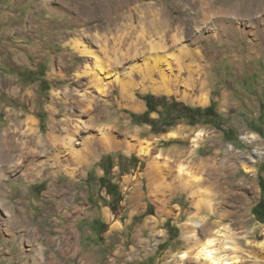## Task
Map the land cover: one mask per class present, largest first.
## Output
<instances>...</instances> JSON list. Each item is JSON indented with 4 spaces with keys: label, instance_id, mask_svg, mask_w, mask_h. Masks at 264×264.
<instances>
[{
    "label": "rangeland",
    "instance_id": "obj_1",
    "mask_svg": "<svg viewBox=\"0 0 264 264\" xmlns=\"http://www.w3.org/2000/svg\"><path fill=\"white\" fill-rule=\"evenodd\" d=\"M94 1L90 3L94 5ZM76 2L0 0V79L15 86L14 90L0 86V131L9 125L8 116L14 112V117L24 120L29 114L35 115L40 120L41 132L47 135L53 108L56 121L70 113L73 99L67 96V90L74 93L89 86V79L77 72L91 58L79 53L73 43L79 36L95 38L97 32L103 36L110 32L113 42L118 29L114 26L108 33L100 29L99 25L106 22L105 16L76 20ZM140 2L166 6L173 22L184 20L188 30L185 41L191 48L200 49L204 55L201 63L209 62L210 67L211 79L206 90H193L191 94L207 92L208 102L200 104L184 99L182 92L136 89L134 97L144 108L133 110L125 106L114 85L110 96L100 99L91 126L113 127L119 147L109 150L97 147L81 168L72 164L77 168L75 176L58 169L36 177L8 173L9 179L1 186L10 192L0 191V198H7L6 202L0 200V204L8 203V209L0 205V264H179L180 252L188 248L183 236L190 208L187 195L166 191V198L171 199L167 209L178 212L177 206L181 204L183 219L162 211V203L149 190L144 174L146 159L135 150L126 151L125 144L127 141L135 145L158 144L155 152L173 148L190 150L198 130L207 136L200 141L195 156L204 158L221 151L219 166L226 169L230 165L235 172L224 185L243 199L233 205L246 207L247 211L245 227L234 228L241 239V249L223 251L229 258L225 263L264 264V250H252L247 241H242L250 240L254 246L264 241V213L258 216L254 211L258 202L264 200V0ZM131 4L125 8L128 12ZM223 16L250 17L252 24L248 27L240 22L236 24L238 28L218 32L213 26L196 41L189 36L199 20ZM99 48L103 52L101 47L96 49ZM17 55L23 62L15 60ZM184 88L181 85L180 91ZM147 94L155 96L157 106L149 114L144 98ZM224 96L228 104H223ZM179 103L202 108L212 105L213 110L194 122L185 116ZM85 120L88 123V116ZM181 127L182 138L168 137L170 131ZM56 134L62 136L63 129ZM252 134L258 140L251 139ZM232 149L240 154L238 158L228 154ZM244 165L254 169L247 175V182ZM172 170L175 172L176 166ZM52 182L56 186L51 189ZM136 191L141 193L138 198L134 197ZM227 209L235 208L228 205ZM155 220L159 225L153 229Z\"/></svg>",
    "mask_w": 264,
    "mask_h": 264
},
{
    "label": "bare ground",
    "instance_id": "obj_2",
    "mask_svg": "<svg viewBox=\"0 0 264 264\" xmlns=\"http://www.w3.org/2000/svg\"><path fill=\"white\" fill-rule=\"evenodd\" d=\"M76 1V20L85 16H105L106 22L102 24L103 27L99 25V28L106 29L108 33L116 26L118 30L112 38L114 41L110 38V32L104 36L97 32L94 34L95 38H76L73 43L76 50L91 58L77 72L80 77L89 79V86L77 89L74 93L67 90V96L73 99L70 103V113L66 118L56 121V108H53V118L47 135L41 132L40 120L33 114H29L25 120L19 116L14 117V112L8 116L9 125L0 131L2 192H10L1 186L9 179L10 172H21L27 177H36L44 172H57L58 169L75 176L76 169L88 161L97 147L106 150L119 147L113 127L99 126L94 129L91 126L98 112L100 99L102 96H110L114 85L119 89L125 106L133 110L144 108L143 103L134 97L136 89L168 94L182 92L184 99H191L200 104H206L209 100L207 92L197 96L191 94L193 90L205 91L208 87L211 79L209 62L201 63L204 55L200 49L191 48L185 41L188 30L185 29L184 20L173 22L167 14L166 6L160 8L155 2L146 3L140 2L141 0H95L94 5L90 0ZM127 4L132 5L129 12L125 10ZM240 22L248 27L252 24L250 17L240 19L237 16H223L216 20L201 19L189 36L196 41L213 26L218 32L230 27L238 28ZM97 46L101 47L103 52H100V48L96 49ZM15 60L23 62L20 55H17ZM181 85L185 86L182 91ZM0 86L9 90L15 89L13 82L6 79H0ZM89 87L95 88L100 94L93 93ZM32 95L35 97V94ZM224 97L223 104H228L227 96ZM86 116L89 118L88 123ZM10 128H14L13 132ZM60 128L63 129L62 136L56 134ZM181 129L182 127L170 131L168 137L182 138ZM206 136L203 130L196 131L190 150L173 148L155 152L158 144L147 142L135 145L129 141L125 144L126 151L135 150L146 159L144 174L148 178L149 190L162 203V211L177 214L178 220L183 219L181 204L177 206L178 212L167 209L171 199L166 198V191L187 195L190 208L187 210L188 220L183 224V236L188 248L180 252L179 264H226L225 260L229 258L222 252L241 249L242 242L234 228L245 227L247 222L246 207L233 205L237 200L243 201L242 197L226 189L224 185L231 180L235 172L230 165L226 169L219 166L218 157L221 151L204 158L195 156L196 148ZM250 138L258 140L256 134H252ZM227 152L233 158L240 155L235 149ZM173 163V166H176L175 172L172 170ZM72 164L77 165V168L72 167ZM243 168L244 181L247 182V175L254 172V169L247 165ZM222 179L224 181H221ZM52 186H56L55 182H52L51 189ZM140 195V191H136L134 197L138 198ZM0 200L6 202L7 198ZM2 204L8 207V203ZM228 205L234 206L235 209H227ZM152 222V228L156 229L159 222ZM113 226L117 228V225ZM65 241L66 247L69 248L70 238H65ZM242 241H247V246L252 250H264V241L256 242L255 246L250 240Z\"/></svg>",
    "mask_w": 264,
    "mask_h": 264
},
{
    "label": "trees",
    "instance_id": "obj_3",
    "mask_svg": "<svg viewBox=\"0 0 264 264\" xmlns=\"http://www.w3.org/2000/svg\"><path fill=\"white\" fill-rule=\"evenodd\" d=\"M144 98L148 106V110L146 113L149 114L153 111H156L157 106L155 105V100H156L155 96L152 94H147L144 96ZM179 104L183 105V113L185 114V116L189 117L194 122H199L201 120L199 117H201L202 115L210 114V112L213 110L212 105L202 108V107H192V106L184 105L181 103ZM103 179L104 178L101 177V180ZM254 211L256 212L258 216L263 215L264 213V200L263 199H261L260 202H258V204L254 207Z\"/></svg>",
    "mask_w": 264,
    "mask_h": 264
},
{
    "label": "crops",
    "instance_id": "obj_4",
    "mask_svg": "<svg viewBox=\"0 0 264 264\" xmlns=\"http://www.w3.org/2000/svg\"><path fill=\"white\" fill-rule=\"evenodd\" d=\"M71 41V40H70Z\"/></svg>",
    "mask_w": 264,
    "mask_h": 264
}]
</instances>
